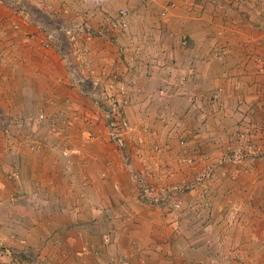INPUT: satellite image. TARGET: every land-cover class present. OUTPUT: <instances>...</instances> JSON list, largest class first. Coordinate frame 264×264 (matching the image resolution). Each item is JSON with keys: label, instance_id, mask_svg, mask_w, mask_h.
Instances as JSON below:
<instances>
[{"label": "crops", "instance_id": "0c3cea01", "mask_svg": "<svg viewBox=\"0 0 264 264\" xmlns=\"http://www.w3.org/2000/svg\"><path fill=\"white\" fill-rule=\"evenodd\" d=\"M37 1L48 16L86 23L95 72L103 65L133 77L117 117L131 130L125 147L109 142L107 105L95 104L89 85L71 84L48 29L0 3V244L27 253L20 264H200L198 238L245 204V189L261 186L264 159L238 173L245 162L224 158L240 134L264 144V9L227 0ZM122 9L126 35L106 40L99 28ZM67 148L79 154L65 157ZM185 150L213 173L205 181L212 208L201 216L200 172L181 162ZM151 172L189 189L177 195L181 211L141 197L140 176ZM254 209L245 252L264 259Z\"/></svg>", "mask_w": 264, "mask_h": 264}, {"label": "rangeland", "instance_id": "374dc122", "mask_svg": "<svg viewBox=\"0 0 264 264\" xmlns=\"http://www.w3.org/2000/svg\"><path fill=\"white\" fill-rule=\"evenodd\" d=\"M39 2L40 1H37V0H29V1L28 0H19L20 6L23 9H25L24 16L27 15L28 18L31 17L35 22H38L44 28L48 29V30H46V31H48V44L49 43L53 44V42H54L56 44L57 48L60 49L59 51L61 52L62 55H65V54L70 55L69 58L66 60V68H67L68 72L73 65L75 68H78L79 64H80L82 70L89 68L90 63L87 61V60H89L88 56H87L88 46H86L87 52L85 53L81 62H80V59L79 60L73 59L74 52L77 51L78 49L80 50L81 46L84 45L85 38L88 35H91L89 30H87L86 23L83 21H80V20H76V18H72V20L65 23V22H62V20H60L59 17H57L55 14L53 16H50V15L48 16V14L43 13L42 10L40 9L41 7H40ZM0 3L3 4L4 2H0ZM227 3H230L229 6H232V8H234V9H264V0H227ZM111 22L112 21L108 20L105 27L102 26L101 28H99L100 30L104 29L107 31L106 35L104 36V38L106 40H109L111 38L112 31L121 32L123 35H126L127 30L125 32H123L120 29V27L118 26V24H116L115 27L112 28L110 26ZM67 32L69 33V36H68ZM50 35H54L56 41L54 39H52L50 37ZM71 36L73 37L72 40H71ZM63 48H64V51L62 52ZM65 48H68V49L65 50ZM84 65H86V66H84ZM116 71L118 72V74L123 79H125L127 82H129L128 87L134 86L135 80H133V77H130V76L126 77V75L124 73H122L120 70H118L117 68H116ZM68 72H67V74H68ZM98 72H99V70L97 71V73ZM87 73L89 74V72H87ZM90 76L91 75L89 74V76H87L86 78L90 79ZM68 78L71 79L70 76ZM71 84H72V82H71ZM126 91H125L124 96H127ZM135 93H138V91H135ZM93 94L90 95L91 98L93 99L95 104L99 105L100 102L96 98L97 93H93ZM108 108H109V106L108 107L106 106L104 108L105 112L107 111ZM54 132H55V130H54ZM263 139H264V136H263ZM252 142L253 143L255 142L256 144L259 143V144L263 145V143L257 142L255 140ZM136 143H138V142L136 141ZM125 145H124V147H125ZM180 145L183 146L184 143L180 142ZM188 157L191 158V160H192L191 164L190 163L186 164L183 162V160L188 158ZM258 159L259 158H254V159L243 161L245 163H244V165H241V167L238 169V173H240L241 171H242V173H246L251 168H254V167H252L253 165L247 166L245 164L249 161H251L252 163H255L256 160H258ZM261 159H264V158H261ZM180 160L185 166H189L190 168L192 167L193 169L196 168V170L198 172H200V173L195 174V181H196L195 184H197L199 186L198 187L199 190L196 189V191H198V193L200 192L198 195L199 206L196 209V213L199 216H201L206 211H207V213L210 212V210L212 208L211 198H210L209 193H207L208 189H206V187H205V185H207L205 183V181L207 180V178L209 179L213 175L211 169L208 172L207 176L204 174L203 169L198 170L196 165L203 164L204 161L198 160L197 158L192 156L187 150L183 154V156ZM262 166L263 165H261V168H262L261 177L262 178H260V180H261L260 189L259 190L254 189L255 191L252 190V188L245 189L244 192L246 193V196H249V198L246 197L244 199L245 204L237 202V203H240L238 206L234 205L233 208H231L230 210L228 209L227 212L225 213V215L228 218H226L224 215H223L224 217H222L223 221L224 220L227 221V222H223L224 223L223 225H222V222L220 221V219H218L217 221H215V219H214V221L211 224H212V228L213 229L215 228L217 230V232L214 234L211 233L206 238L205 237L202 238V236H203L202 235L196 241L198 248L202 249L201 254L203 256H202V262H199L200 264H264V259H259V258L253 259V258H250L249 256H247V253L245 251H247V249L249 248L250 243H249V241H246V240L244 241V236L247 234L246 228L248 227V224L245 223V218L252 216L251 211H252V209H254V206L257 207L256 209H254L255 216H256V218L259 219L257 221L260 222V224L262 226H264V222H263V220H264V181H263L264 180L263 179L264 178V171L263 170L264 169ZM139 175H141V174H139ZM143 175L144 176H140V179L142 180V186H141V188L140 187L138 188V190L140 191L139 193H141L142 198L144 196H148L149 200L151 199V201L155 205H157L159 207L162 206L164 208H167L169 210V212H171V213L172 212L176 213V212L181 211L182 207H181V203L179 202V200L177 198V195L179 193H182V192L184 193V191L188 192L189 191L188 188L186 189V187H182V186H180L179 188L173 187V186H170V188L166 187L165 185L160 183L161 179L158 177L161 175H159V173H158V176L156 178L152 175V172L149 175H147V174H143ZM237 176L235 174L234 178H232L231 181L236 180ZM135 178H139V176H137ZM253 194H254V196H256V198L253 199V200H256V202H254V205H253V202L251 201ZM158 196H160V198ZM248 199H250V200H248ZM161 200H162V202H160ZM173 202L179 203L180 208L177 210L170 208L171 207L170 205H172ZM218 214H221V212L219 211ZM203 224H210V223L203 222ZM203 228L204 227L202 226L200 228V230H202ZM249 228H250V226H249ZM224 236L228 237L226 242L222 241L223 238H221V237H224ZM1 247H3V249L5 248V246H3V245H1ZM204 250H206V251H204ZM14 252L15 251L11 248H9L8 254L3 253L1 250V252H0V264H6L5 263L6 260L9 261V264H13V262L14 263L18 262L19 257L16 259L17 254H16V252L15 253ZM19 253L22 256L21 259L24 257L27 259V256H29V255H27V253H25L23 251H21ZM26 259H23V260L25 261ZM30 263L31 262H29V260H27L23 264H30ZM37 263L39 264V262H37Z\"/></svg>", "mask_w": 264, "mask_h": 264}, {"label": "built area", "instance_id": "2783aa9c", "mask_svg": "<svg viewBox=\"0 0 264 264\" xmlns=\"http://www.w3.org/2000/svg\"><path fill=\"white\" fill-rule=\"evenodd\" d=\"M0 2H4V4H7L10 7L14 8L12 9V11L14 12L25 14V9H23L20 6L19 0H0ZM127 15H128V9H122L120 11V17L118 19L112 20L110 26L114 28L115 25L118 24L120 29L123 32H125L128 27V22L126 20ZM103 30H101L98 34H100L101 36H105L107 31L106 30L103 31ZM67 34L69 36L68 32ZM50 37L56 41L54 35H50ZM92 38L93 37L91 35H88L85 38L84 45L81 46L80 50L78 49L77 51L74 52L73 59L75 60L80 59V62L82 61V58L87 52L86 43L92 41L93 40ZM72 39L73 37L71 36V40ZM65 56L67 60L70 55L65 54ZM86 69L82 70L80 64L78 68H75L74 65L70 68L68 74L71 77L72 84L80 88L83 85L86 84L89 85L91 89L89 95H92L93 93H97L96 98L98 99V101L104 106L106 105L107 107L109 106L110 111L109 112L106 111V115L109 118L110 122L106 124V137L109 140V142L115 144L116 146L124 147L125 138L127 134H129L128 132L131 130V128L127 122L121 121L120 119H117V117H119V108L122 107L123 104L125 103L124 94L126 88L129 85V82L123 79L115 69L108 70V67L103 65L100 67L98 73L95 72L91 67ZM87 72H89V74L91 75L90 79L86 78L87 76H89ZM252 141H254V137L250 135H242V134L238 135L237 148L233 150L231 157L227 156L224 159L226 161H230L233 163H240L242 161H246L254 158H259V159L264 158V144L263 145L259 143L256 144L255 142L253 143ZM255 141H257V139ZM185 152L186 150L184 151V153ZM78 154H79V149L77 148H67L62 151V155L65 157L70 155H78ZM191 161L192 160L189 157L183 160V162L186 164L188 163L191 164ZM158 197L160 198V196ZM160 202H162V200ZM170 206H171L170 208L174 210L180 208L179 203L176 202H173L172 205ZM1 250L3 253H7V254L9 253V248L5 247L3 249V247H1L0 245V252ZM16 254H17L16 259L18 257L19 258L22 257L20 253H16ZM16 264H20L19 261L16 262Z\"/></svg>", "mask_w": 264, "mask_h": 264}]
</instances>
